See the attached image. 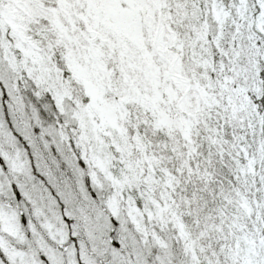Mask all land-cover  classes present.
<instances>
[{
	"label": "snow or ice",
	"instance_id": "obj_1",
	"mask_svg": "<svg viewBox=\"0 0 264 264\" xmlns=\"http://www.w3.org/2000/svg\"><path fill=\"white\" fill-rule=\"evenodd\" d=\"M0 264H264V0H0Z\"/></svg>",
	"mask_w": 264,
	"mask_h": 264
}]
</instances>
